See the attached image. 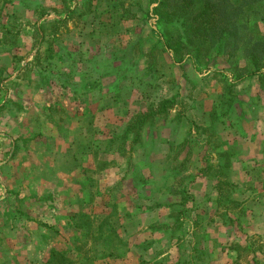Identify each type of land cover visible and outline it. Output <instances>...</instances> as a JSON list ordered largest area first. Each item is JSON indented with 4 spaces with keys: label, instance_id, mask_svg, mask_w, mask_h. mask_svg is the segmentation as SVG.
Returning a JSON list of instances; mask_svg holds the SVG:
<instances>
[{
    "label": "rangeland",
    "instance_id": "1",
    "mask_svg": "<svg viewBox=\"0 0 264 264\" xmlns=\"http://www.w3.org/2000/svg\"><path fill=\"white\" fill-rule=\"evenodd\" d=\"M157 5L0 0V264H264V81L173 61Z\"/></svg>",
    "mask_w": 264,
    "mask_h": 264
},
{
    "label": "trees",
    "instance_id": "2",
    "mask_svg": "<svg viewBox=\"0 0 264 264\" xmlns=\"http://www.w3.org/2000/svg\"><path fill=\"white\" fill-rule=\"evenodd\" d=\"M156 1L158 5L153 12L158 16L157 23L178 26L181 31L177 35L168 31L158 41V44H164V51L172 52L171 59L173 61H181L186 55H190L189 57L197 63L211 66L218 56L227 55L228 60H230L237 53L242 52L244 57L249 60V66L244 71L233 74L235 81L241 82L255 75L264 81V39L256 37L248 24L255 13L264 12V0ZM185 50L187 53L183 52ZM173 104L174 99H165L158 104L157 109L150 108L148 113L142 112L135 122L129 124L127 130L121 135L122 139L126 141L129 134L133 132L134 138L131 144H137L148 120L158 114L168 116V108ZM96 192V195H103L99 188ZM96 195L90 196L89 202L91 201V204ZM119 204L121 203L118 200L114 202L113 207L115 209L113 211H116ZM108 205L110 203L107 202L105 209ZM71 218L73 219L74 216ZM88 219H90L89 215ZM98 219H100L101 224L96 237L102 239L107 235L108 238L109 233L115 231L109 221L110 217L101 218L100 214H95L94 221L96 222ZM45 225L47 228H52V226ZM83 225L87 229L89 222ZM88 234L90 235V230L86 236ZM59 251L61 250H52L48 263L54 261L57 256L65 259L70 249L65 248L61 251L62 254ZM103 253L107 256L114 254L112 251L106 250Z\"/></svg>",
    "mask_w": 264,
    "mask_h": 264
}]
</instances>
